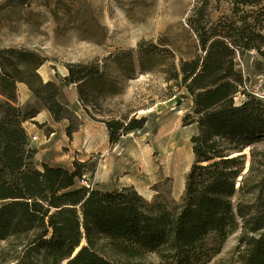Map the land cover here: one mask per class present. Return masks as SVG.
<instances>
[{
  "label": "trees",
  "instance_id": "obj_1",
  "mask_svg": "<svg viewBox=\"0 0 264 264\" xmlns=\"http://www.w3.org/2000/svg\"><path fill=\"white\" fill-rule=\"evenodd\" d=\"M231 3L230 16L197 29L200 53L176 63L166 48L139 45L142 70L171 57L162 72L174 84L158 97L174 96L179 85L192 100L182 122L196 125L193 163L175 203L147 201L132 186H76L86 175L81 162L37 164L24 123L39 112L15 105L16 84L25 83L55 122L72 112L39 76L44 57L0 49V264H209L237 230V264H264V100L246 94L235 61L250 50L264 59V0ZM66 69L63 82L76 85L86 113L99 111L104 72L94 63ZM102 122L116 143L145 118L126 113ZM74 132L67 127L68 136Z\"/></svg>",
  "mask_w": 264,
  "mask_h": 264
},
{
  "label": "rangeland",
  "instance_id": "obj_2",
  "mask_svg": "<svg viewBox=\"0 0 264 264\" xmlns=\"http://www.w3.org/2000/svg\"><path fill=\"white\" fill-rule=\"evenodd\" d=\"M22 2L0 0V49L22 48L44 57L39 76L57 86L58 100L72 112L70 119L55 122L25 83L16 84L15 105L39 112L36 121L24 123L36 163L70 169L73 162H81L86 175L76 186L103 191L132 186L147 201L178 202L193 163L190 138L196 125L182 122L192 100L179 85L172 91H177L174 96L158 97L174 84L166 82L162 72L171 57L149 61L142 70L139 45L166 48L176 63L200 53L197 29L230 16L232 0ZM235 61L246 94H264V59L250 50L238 54ZM70 63H94L104 72L99 81L103 92L96 97L99 111L87 114L76 85L64 84ZM126 113L129 118L144 117L143 128L110 143L102 121ZM68 126L75 130L71 136L66 133ZM32 133L38 140L30 138ZM239 234V230L232 233L209 264H237Z\"/></svg>",
  "mask_w": 264,
  "mask_h": 264
},
{
  "label": "built area",
  "instance_id": "obj_3",
  "mask_svg": "<svg viewBox=\"0 0 264 264\" xmlns=\"http://www.w3.org/2000/svg\"><path fill=\"white\" fill-rule=\"evenodd\" d=\"M254 96L257 97V98H260V99H264V94L254 93ZM30 138H31L33 141L38 140L37 135L34 134V133L30 134Z\"/></svg>",
  "mask_w": 264,
  "mask_h": 264
},
{
  "label": "crops",
  "instance_id": "obj_4",
  "mask_svg": "<svg viewBox=\"0 0 264 264\" xmlns=\"http://www.w3.org/2000/svg\"><path fill=\"white\" fill-rule=\"evenodd\" d=\"M25 88H23L22 90H24ZM31 121H36V119L35 118H33ZM26 123H28V122H26ZM24 128H25V130H26V132H28V128H26L25 126H24Z\"/></svg>",
  "mask_w": 264,
  "mask_h": 264
}]
</instances>
